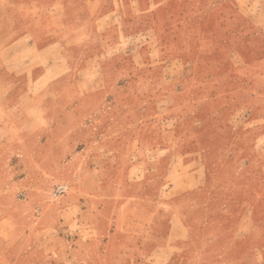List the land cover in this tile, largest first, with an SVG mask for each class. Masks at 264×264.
Instances as JSON below:
<instances>
[{
    "label": "rangeland",
    "instance_id": "obj_1",
    "mask_svg": "<svg viewBox=\"0 0 264 264\" xmlns=\"http://www.w3.org/2000/svg\"><path fill=\"white\" fill-rule=\"evenodd\" d=\"M229 6L173 0L135 19L111 73L158 93L152 114L103 113L100 94L72 105L64 85L21 103L0 83V264H264V49L239 50L254 64L235 71L236 50L198 39L224 35ZM156 76L167 79L145 81ZM151 117L183 143H105L145 136Z\"/></svg>",
    "mask_w": 264,
    "mask_h": 264
},
{
    "label": "crops",
    "instance_id": "obj_2",
    "mask_svg": "<svg viewBox=\"0 0 264 264\" xmlns=\"http://www.w3.org/2000/svg\"><path fill=\"white\" fill-rule=\"evenodd\" d=\"M172 1L0 0V36H6L0 37V40L6 38L1 42L3 45H0V51H5V56H0V83L8 86L5 96L15 100L21 99L22 103L25 98L31 96V89L37 88L41 94L46 89L64 85L68 89L72 105L77 106L83 97L90 100L100 94L111 98L107 99L103 113L120 114L127 108L129 113L134 114L142 112L143 107V110L152 114L154 110L150 99L158 93L148 89L122 87L125 86L122 84L126 78H120L117 84L113 83L110 63L119 56L120 49L124 47L123 37L137 32L134 28L135 19L142 16L155 17ZM230 1L232 6L224 10L230 11L228 15L219 12L220 18L229 22V25L223 28L224 35L222 30L218 35L211 30L210 35L205 29L200 30L202 35L198 38L199 43L204 46L205 40L208 39L211 47L221 46L236 50L241 56L240 62L230 60L227 63L230 62L233 65L231 69L233 67L235 71L238 66L248 71L247 66L254 64V61L247 60L239 50L246 49L248 44L256 45L254 43L264 49V0H261V6L255 11L251 0ZM148 29L156 32V23L153 27H145L140 31L143 33ZM256 38L260 40H255ZM159 50L162 52L163 48L160 47ZM149 54L151 57H146L148 64L151 63L150 59L155 60V49ZM163 78L167 79L156 76L145 81L156 82ZM130 79L136 81L129 76L126 84L131 82ZM15 81L17 83L14 84ZM95 82L98 83L97 86ZM82 86L85 89H82ZM172 93L170 94L173 95ZM123 98L128 100L127 104L124 103L125 106ZM135 98H145L149 104L136 106ZM10 106L9 103L3 105L5 110H9ZM199 111L198 109V113ZM150 120L151 127L149 126L150 130L145 136L131 135L128 138L121 136L114 139L107 137L105 143L124 141L129 144L155 146L156 149L152 148V153L158 151V146L183 143L182 136L173 138L161 135L156 128V120L152 117ZM18 126L26 127L22 124ZM230 128L237 130L238 126L233 123ZM190 141L192 143L193 139ZM196 143L202 142L197 139ZM163 255L173 257L176 253L167 250ZM7 259L12 261V256Z\"/></svg>",
    "mask_w": 264,
    "mask_h": 264
}]
</instances>
